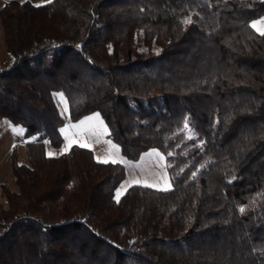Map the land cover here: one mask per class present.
Returning a JSON list of instances; mask_svg holds the SVG:
<instances>
[{
	"label": "trees",
	"instance_id": "1",
	"mask_svg": "<svg viewBox=\"0 0 264 264\" xmlns=\"http://www.w3.org/2000/svg\"><path fill=\"white\" fill-rule=\"evenodd\" d=\"M262 16L264 0L5 3L0 121L27 141L9 155L18 189L2 185L0 263L264 264ZM94 112L125 159L163 153L171 188L117 200L123 163L49 155Z\"/></svg>",
	"mask_w": 264,
	"mask_h": 264
},
{
	"label": "rangeland",
	"instance_id": "2",
	"mask_svg": "<svg viewBox=\"0 0 264 264\" xmlns=\"http://www.w3.org/2000/svg\"><path fill=\"white\" fill-rule=\"evenodd\" d=\"M11 0H0V69L6 68L11 64L12 57L6 48L4 28L1 19V9L5 3ZM24 1V0H19ZM34 4H44L51 0H29ZM264 20V16L254 19L251 21V25L254 22H259ZM257 28L264 30V23H257ZM256 29V28H255ZM257 30V29H256ZM260 32V31H258ZM61 106L65 115H67V109L65 101L63 98L59 99ZM99 116V115H97ZM100 118V117H98ZM91 117L83 118L78 122H68L61 130L65 136V141L60 149H48L49 153L57 155L63 151H66L72 141L76 140L78 136V141L81 145L90 147L95 151V155L100 161H116L121 162L126 167V177L122 183L117 187L115 195L117 197L119 191V197L132 185L139 184L144 186H150L158 189L167 187L171 184L169 173L166 168L165 155L156 149H151L146 152L139 161H129L125 159L120 152V147L114 144L106 136L104 132L101 134L102 140H97L96 143L92 144V140L85 141L81 140L91 136L92 131H89L87 125L90 123ZM103 130L106 131L107 125L101 119ZM12 126V127H11ZM8 128H11L9 131ZM98 131V130H97ZM96 131V132H97ZM100 131V130H99ZM84 137V138H80ZM92 137V136H91ZM74 139V140H73ZM26 138L24 136V129L21 126H13L8 119H3L0 122V201H5L2 196V185H8L12 190H17V184L12 173V168L9 160L10 151L17 145L20 154V159H26L25 153V142ZM119 150V151H117ZM171 188V187H170ZM169 188V189H170ZM1 264V263H0Z\"/></svg>",
	"mask_w": 264,
	"mask_h": 264
},
{
	"label": "crops",
	"instance_id": "3",
	"mask_svg": "<svg viewBox=\"0 0 264 264\" xmlns=\"http://www.w3.org/2000/svg\"><path fill=\"white\" fill-rule=\"evenodd\" d=\"M97 115H99V116H97ZM87 117H91V119H90V122L92 121V122H94V123H90L89 125H87V128H88V130L89 131H92V132H94V133H92V137L91 136H87V138H84V137H81V136H79L80 138H84V139H81V140H83V141H85L86 139L88 140V141H90V140H92V144H94V143H96V141L97 140H102L101 138H102V136H101V134L103 133L104 134V136H106L107 138H108V130H106V131H104L103 130V126H102V123H101V116H100V114L98 113V112H94V113H91V114H89V115H86V116H84L83 118L85 119V118H87ZM98 117H100V118H98ZM83 118H81L80 120H82ZM3 120V119H2ZM103 120V119H102ZM79 121V120H78ZM78 121H75V122H78ZM1 122V121H0ZM75 122H73V123H75ZM67 124V123H66ZM65 124V125H66ZM64 125V126H65ZM14 126V125H13ZM63 126V127H64ZM12 127V126H11ZM62 127V128H63ZM61 128V129H62ZM24 129V128H23ZM108 129V128H107ZM8 130L10 131L11 130V128H8ZM98 130V131H97ZM100 130V131H99ZM97 131V132H96ZM25 133V132H24ZM61 133H62V130H61ZM62 135H63V133H62ZM63 138H64V141H65V136L63 135ZM77 138H78V136H77ZM76 138V140H74V141H72V143H71V145H73V144H79V145H81L79 142L80 141H78V139ZM109 139V138H108ZM115 144V143H114ZM70 145V146H71ZM16 146V145H15ZM118 146V145H117ZM86 147V146H85ZM14 148V147H13ZM12 148V149H13ZM90 148V147H89ZM117 151H119V150H117ZM11 152V151H10ZM95 152V151H94ZM120 152H121V150H120ZM121 155H122V153H121ZM19 156H20V154H19ZM123 156V155H122ZM10 160V159H9ZM139 161V160H138ZM136 162V161H135Z\"/></svg>",
	"mask_w": 264,
	"mask_h": 264
},
{
	"label": "snow or ice",
	"instance_id": "4",
	"mask_svg": "<svg viewBox=\"0 0 264 264\" xmlns=\"http://www.w3.org/2000/svg\"><path fill=\"white\" fill-rule=\"evenodd\" d=\"M185 23H192V21L189 19V20L185 21ZM257 23H264V20H261V21H259V22H254V23L252 24V27H253V28H256L257 31H260V34H261V35H264V30H261V29L257 28ZM186 127H187V125H186ZM81 146L84 147L85 145H81ZM49 155H52V154L50 153ZM103 162L107 163L108 161L105 160V161H103ZM112 162L115 163L116 161L113 160ZM194 175H195V174H194ZM170 187H171V185L168 184L167 187L162 188L161 190L167 191ZM116 198H117V200L119 199V191H118V194H117V197H116ZM243 211H244V210L241 209V212H243Z\"/></svg>",
	"mask_w": 264,
	"mask_h": 264
}]
</instances>
